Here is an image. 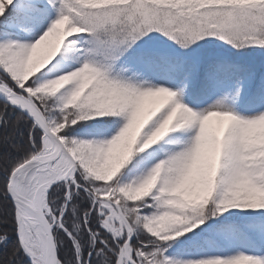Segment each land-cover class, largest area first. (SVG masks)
<instances>
[{
  "label": "snow or ice",
  "instance_id": "6c2138e0",
  "mask_svg": "<svg viewBox=\"0 0 264 264\" xmlns=\"http://www.w3.org/2000/svg\"><path fill=\"white\" fill-rule=\"evenodd\" d=\"M0 264H264V0H0Z\"/></svg>",
  "mask_w": 264,
  "mask_h": 264
},
{
  "label": "rangeland",
  "instance_id": "374dc122",
  "mask_svg": "<svg viewBox=\"0 0 264 264\" xmlns=\"http://www.w3.org/2000/svg\"><path fill=\"white\" fill-rule=\"evenodd\" d=\"M54 43V37H50L49 38V41L45 42L44 45H42L38 50L37 52L35 53V57L36 58H39L40 56L46 54L47 50H48V47Z\"/></svg>",
  "mask_w": 264,
  "mask_h": 264
}]
</instances>
